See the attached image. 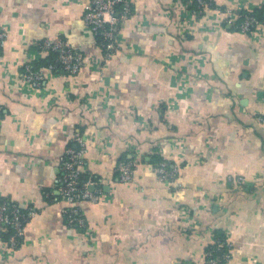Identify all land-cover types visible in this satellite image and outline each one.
<instances>
[{
    "label": "crops",
    "instance_id": "0c3cea01",
    "mask_svg": "<svg viewBox=\"0 0 264 264\" xmlns=\"http://www.w3.org/2000/svg\"><path fill=\"white\" fill-rule=\"evenodd\" d=\"M129 1L119 49L104 58L83 0H0V203L35 211L17 249L0 232V264H206L219 236L233 244L224 264H264V30L242 34L215 10L192 15L189 0ZM56 38L84 66H41L34 88L24 65L46 63L38 45ZM76 137L81 173L101 189L78 205L82 227L67 224L59 190ZM124 159L136 162L130 184L117 179ZM158 160L178 167L171 182L157 180Z\"/></svg>",
    "mask_w": 264,
    "mask_h": 264
},
{
    "label": "built area",
    "instance_id": "2783aa9c",
    "mask_svg": "<svg viewBox=\"0 0 264 264\" xmlns=\"http://www.w3.org/2000/svg\"><path fill=\"white\" fill-rule=\"evenodd\" d=\"M192 15L215 10L224 21L242 34H252L264 30V9L262 15L257 17L251 11H232L216 7L213 0H189ZM131 14L129 0H83V23L97 40L104 58H109L119 49V30ZM5 37L0 30V47ZM39 49L55 54L53 63L47 65L48 70L58 71L68 75L77 74L84 66V57L65 39L44 40L38 45ZM23 80L34 88H38L44 80V70L34 69L29 64L24 65ZM263 122L262 119H259ZM73 145L65 148L61 159L60 196L68 206L63 210L67 224L82 227L84 220L78 214V205L82 202L97 203L100 199V182L92 179L81 180V166L85 153L82 139L76 137ZM136 162L132 160L121 161L116 167L119 183L133 182V173ZM153 172L159 182H171L177 176L179 169L170 166L167 162H159L153 166ZM236 186L244 185L243 178H233ZM35 216L32 208H21L17 205L0 204V230L11 229L6 244L10 249H17L23 240L24 229L27 222ZM232 242L228 238H216L205 252L206 264H224L231 258Z\"/></svg>",
    "mask_w": 264,
    "mask_h": 264
},
{
    "label": "trees",
    "instance_id": "16d2710c",
    "mask_svg": "<svg viewBox=\"0 0 264 264\" xmlns=\"http://www.w3.org/2000/svg\"><path fill=\"white\" fill-rule=\"evenodd\" d=\"M192 8L194 7L193 5L191 6ZM254 13V12H253ZM257 17H260L261 15H262V11H259V12H255L254 13ZM54 59H55V54H52V53H49V55L46 57V63L44 62V64H36V63H34V64H29L31 67H33L34 69H38V68H40L41 66H46L47 67V65L49 64V63H53L54 62ZM55 72H58V71H55ZM123 161H127V159H124ZM159 162H163L162 160H158V161H156L153 165H155L156 163H159ZM165 162V161H164ZM85 176L86 175H84V174H82L81 173V180L82 181H85L86 179H85ZM3 203V202H2ZM2 203H0V204H2ZM5 203L7 204V205H17L16 203H10V202H8V201H5ZM18 207H20L19 205H17ZM22 208V207H21ZM23 209V208H22ZM10 231H11V229L10 228H8L7 229V231H4L3 233H4V235H5V237H6V239L8 238V236H9V234H10ZM0 232H2L1 230H0ZM217 238H220V239H222V238H224L223 236H219V237H217ZM210 246V245H209ZM208 246V247H209ZM208 247H207V249L206 250H208Z\"/></svg>",
    "mask_w": 264,
    "mask_h": 264
}]
</instances>
